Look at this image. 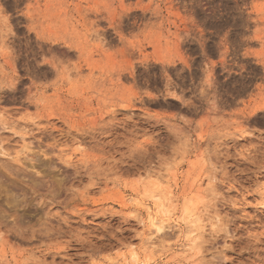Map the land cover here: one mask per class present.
I'll list each match as a JSON object with an SVG mask.
<instances>
[{"label":"rangeland","instance_id":"1","mask_svg":"<svg viewBox=\"0 0 264 264\" xmlns=\"http://www.w3.org/2000/svg\"><path fill=\"white\" fill-rule=\"evenodd\" d=\"M263 203L264 0H0V264H264Z\"/></svg>","mask_w":264,"mask_h":264},{"label":"bare ground","instance_id":"2","mask_svg":"<svg viewBox=\"0 0 264 264\" xmlns=\"http://www.w3.org/2000/svg\"><path fill=\"white\" fill-rule=\"evenodd\" d=\"M202 32V31H201ZM187 60V59H186ZM186 62V61H185ZM186 65V64H185ZM156 191H154L152 193V195L150 194L149 197L151 198H155L156 199V203H157V212L155 213H151V211L149 209L146 208V211H147V214H148V217L149 218V226L151 229H153L156 233H164L165 232V229L167 227H169V225H167V227H165V217L169 216L168 214H170L168 211H166L163 207V204L160 202L159 200V197H158V192L155 193ZM150 193V192H149ZM158 194V195H157ZM161 194V193H160ZM136 201V200H135ZM142 203L140 201H137L136 202V207L138 206H141ZM264 205V203H263ZM124 206V205H123ZM128 207V206H127ZM263 207V206H262ZM173 210V209H172ZM192 210H190V208H188L187 206L184 207L183 209V217L182 219L180 220V222H185L186 224H190V226H187L186 229H187V232H188V235H193V233L196 231V229L198 228V224H199V219L197 216H192ZM193 218V219H192ZM187 220V221H186ZM180 222H176L174 227H180ZM184 223V224H185ZM202 223V222H200ZM200 228V227H199ZM197 233V232H196ZM194 242L195 240L192 241V243L190 245H180V248L183 250V251H193L194 250V246H197L196 244L194 245ZM187 247V248H186ZM186 248V249H184ZM167 250H170V248L168 247ZM199 253V252H198ZM133 255V256H132ZM131 255V258H132V262L134 263H138V258H137V255L136 254H132ZM177 257L174 256V258Z\"/></svg>","mask_w":264,"mask_h":264}]
</instances>
